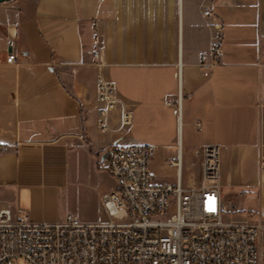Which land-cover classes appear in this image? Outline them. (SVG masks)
<instances>
[{"label":"crops","instance_id":"1","mask_svg":"<svg viewBox=\"0 0 264 264\" xmlns=\"http://www.w3.org/2000/svg\"><path fill=\"white\" fill-rule=\"evenodd\" d=\"M216 20L223 56L211 67ZM96 34L104 39L101 65ZM103 79L117 95L107 133L99 127ZM116 143L152 146L160 184L176 183L177 159L183 165L187 154L185 186L199 183L205 145L220 155L230 150L232 184L257 217L264 210V0L1 2L0 208L23 210L33 222L64 221L58 207L72 180L85 166L106 168Z\"/></svg>","mask_w":264,"mask_h":264},{"label":"built area","instance_id":"2","mask_svg":"<svg viewBox=\"0 0 264 264\" xmlns=\"http://www.w3.org/2000/svg\"><path fill=\"white\" fill-rule=\"evenodd\" d=\"M215 25L211 67L223 56V24L216 20ZM94 39V62L101 65L104 39L99 34ZM207 59L203 55L201 63L206 76ZM15 61L16 54L10 52L7 62ZM97 90L99 127L107 133L116 86L103 79ZM121 121L130 125L129 110ZM152 154V146L140 143H116L107 151L105 166L117 187L101 196L105 222L86 223L73 213L62 222H33L23 210L16 214L1 207L0 264H264V210L253 220L229 216L234 206L222 192L217 145L202 148L201 177L195 186L184 184L181 155L176 183H157Z\"/></svg>","mask_w":264,"mask_h":264},{"label":"rangeland","instance_id":"3","mask_svg":"<svg viewBox=\"0 0 264 264\" xmlns=\"http://www.w3.org/2000/svg\"><path fill=\"white\" fill-rule=\"evenodd\" d=\"M230 153V150L223 149L220 155V169L222 172L225 171V174L221 176L222 192L226 202L234 206V211L229 216L236 219L253 220L256 218L255 212L245 203L241 189L232 184L233 164ZM191 163L192 161H189L186 154L183 163L185 185H187L189 177L192 176ZM115 186L117 187L116 179L107 168L90 169L85 166L66 190L65 198L62 199L58 207V214L66 219L69 213H73L85 222L107 220L108 216L103 207L101 196L106 191L116 188ZM171 210H175L174 201L171 202Z\"/></svg>","mask_w":264,"mask_h":264},{"label":"water","instance_id":"4","mask_svg":"<svg viewBox=\"0 0 264 264\" xmlns=\"http://www.w3.org/2000/svg\"><path fill=\"white\" fill-rule=\"evenodd\" d=\"M5 1H9V0H0V3H1V2H5Z\"/></svg>","mask_w":264,"mask_h":264}]
</instances>
